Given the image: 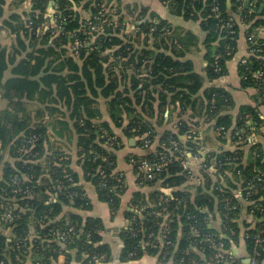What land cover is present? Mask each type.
I'll return each mask as SVG.
<instances>
[{
	"label": "trees",
	"instance_id": "16d2710c",
	"mask_svg": "<svg viewBox=\"0 0 264 264\" xmlns=\"http://www.w3.org/2000/svg\"><path fill=\"white\" fill-rule=\"evenodd\" d=\"M159 1L170 14L199 23L205 34L203 43L207 50L205 75L211 81L225 74L226 61L237 51L240 23L232 25L233 33H229L225 25L235 21L238 14L242 19L250 9L252 15H256L261 3H254L246 10L245 0ZM29 2L26 9L19 8L17 3L15 9L2 19V25L15 35L18 48L9 51L0 45V78L10 64H15L12 69L15 76L3 84L2 95L10 101L12 91L17 98L23 91L28 93V98L38 92L39 99L45 101L54 93L56 103L61 102L69 110L68 116L77 138L76 161L82 169V177L92 183L99 200L107 203L111 212H117L126 191L125 177L122 171L116 170L117 157L113 151L121 140L112 131L111 124L121 128L126 136H138V145L145 150L144 154H133L128 158L136 181L139 178L138 163L166 153L169 138L182 144L180 136L186 135L190 139L185 145H198L196 139L199 135L192 129L196 121L180 119L176 122V131H165L159 145L151 151L154 133L147 118L153 116L154 102L159 106L171 104L179 108L181 116L188 110L191 114H203L204 120H214L218 129L226 130L230 125L229 114L234 102L227 90L212 85L203 90L202 97H195L204 77L193 71L192 61L185 57L195 43L192 32L180 30L149 7L138 3L123 6L113 0ZM4 3L5 0H0V16L4 15ZM214 5L218 7L216 13L212 11ZM49 6L53 10L51 13ZM111 7L120 12L115 24H109L113 15L106 9ZM124 9L131 20L121 13ZM260 15H264V8ZM259 25L264 27V20L252 21L247 32L256 30ZM128 29L130 32L126 31ZM260 47L259 54L248 55L244 63L240 62L238 74L242 87L256 85L258 93L263 96L261 85L253 77L259 67H264V41ZM19 51L26 53L17 60ZM121 85L125 86L124 89L120 88ZM131 90L144 92L145 98L136 93L130 97ZM101 98L105 100L109 121L102 120ZM27 122L15 115H0V151L8 147L12 156L17 158L12 163H3L0 180V222L12 229L9 237L0 232V264H55L60 254L66 256V262L74 255L82 264H102L110 255L108 244L102 242L105 231L102 219L63 212L66 206L83 210L91 208L78 172L71 168V159L56 147L55 151L44 154L49 134L47 121L34 125ZM7 123L11 127L6 128ZM57 123L60 125L58 129L53 125L57 134L67 131L66 122ZM256 123L264 124L256 108L241 105L235 125L237 130L232 132L238 145L246 143L242 138L246 140ZM144 138L150 139V147H143ZM248 144L252 155L247 162L236 158L239 148L216 160L220 173H224L227 166L234 177L233 182H229V189L217 182L211 193L199 190L193 199L184 191L172 190L181 180L187 179L178 160L170 161L160 172H155L152 179H145L144 186L136 184L144 188L159 182L162 187L171 189V195L160 190L152 191L149 194L151 199L141 192L133 194L131 219L135 218V222L121 230L122 258L133 259L147 252L173 256L178 264H191L201 262L199 257L203 255L207 264H213L217 244L221 243L226 252L218 264H240L232 255L231 247L239 237L240 229L232 218L239 211L237 201L241 199L223 193L221 188L233 191L245 187L242 195L249 199L248 212L255 220L244 223V242L249 259L260 264L264 257V243H257L255 238L258 229L264 236V153L259 144ZM211 157H205L204 169L212 165ZM238 170L240 174H237ZM15 176L18 183H13ZM58 183L62 184L60 191ZM248 183L250 187H247ZM14 188L18 191H11ZM71 191H75L72 197L69 195ZM161 195L167 201L157 202ZM227 197H231L229 205L224 201ZM53 198L56 201H52ZM142 204L147 207L140 212L138 207ZM215 205L222 222L221 230H216L208 222ZM163 206L171 218L167 239L175 240L176 246L161 247L151 240L147 245L142 244V233H137L139 222L144 221L142 227L147 229L146 232L156 231V222L161 218L152 216L151 211ZM6 211L11 212V220L2 216ZM179 224L182 225V234L177 238ZM69 228L72 229L71 238L61 240L59 232ZM192 228L199 231L198 237L193 235ZM30 229L34 234H30Z\"/></svg>",
	"mask_w": 264,
	"mask_h": 264
},
{
	"label": "crops",
	"instance_id": "0c3cea01",
	"mask_svg": "<svg viewBox=\"0 0 264 264\" xmlns=\"http://www.w3.org/2000/svg\"><path fill=\"white\" fill-rule=\"evenodd\" d=\"M115 2H119V5L127 6L129 4L138 3L141 5H144L146 7H149L151 11L156 12L159 16H161L164 19H167L170 21L174 26L178 27L182 31H190L195 35V43L189 47L188 52L186 53L185 57L187 59H190L193 64V71L195 73H198L202 75L203 83L201 89L197 92L195 97H202L203 90L206 87L209 86H217L222 87L225 90H227L233 99L234 107L230 110V116H231V123L230 125L225 129H218L215 126V121H206L202 117V115L199 114H191V112L188 110L185 113H182V116L180 115L179 108H174L173 105L168 104L166 106H159L157 102H154V112L153 116H150L148 121L150 122L151 129L154 133V140L152 142V146L149 148L151 151H153L160 142L161 136L164 134L165 131H176V122L180 119H185L191 121H196V123L193 125V130H195L199 138L197 139L196 144H192L191 148L193 150V154H199L203 159L205 157L212 156L210 159V163L212 164L210 167L207 168L206 171H203L200 169L195 171L198 173H203L204 179H206L204 186H194L188 183L187 180H181L179 185L174 186L172 190H181L184 191L185 194H187L190 199H193L194 195L197 194L199 190L201 192L211 193V189L213 187V183L220 182L223 184V186L226 187V189L229 186V182H233V175L231 174L230 170L226 168L224 173H220L218 170V166L216 164V160H219V156L225 155L227 152L235 151V149L239 148L240 150L236 155H238L236 158L240 160L241 162L245 163L246 160L249 159V155H252L249 148L250 145L248 143H257L259 144V148L264 153V124L258 125L256 123V126L253 130H251L250 136L248 135L245 138H242L243 141H246L245 144H240L236 142V140L233 138L232 132L237 130L236 125V119L238 115V108L241 105L247 104L251 105L256 108L260 118L264 119V95L258 93L259 89L256 87V85L248 86V87H242L240 84V76L238 72V68L241 62V59H247L248 58V50L247 45L245 43V34L248 30V27L252 24V21L256 20H264V15H260L264 5L261 2L256 15L253 14V10L250 9L246 12V14L241 19L240 14L237 15V20L240 23V38L238 40V47L237 51L233 54V56L226 61V72L224 75L214 79L209 80L205 75V68L207 65V60L205 58L206 55V47L204 45V39L205 34L202 31L200 25L196 21L192 20H185L181 16H175L169 13L168 8L162 4L159 0H113ZM255 4L259 3V0H252ZM19 3V8H23L24 2L21 0H5V3L3 5L4 8V15L0 16V45L6 47L9 51L13 49H18L16 44L15 35L10 33L7 28H5L2 25V19L8 15L10 11L15 9V5ZM246 10L247 8L253 6L250 2L247 1V4H245ZM255 10V9H254ZM53 10L49 6V12L51 13ZM240 15V16H239ZM248 18V20H247ZM247 20V21H246ZM246 21V22H245ZM264 27L259 25L257 29L261 30ZM197 40V42H196ZM31 50V49H30ZM27 51V50H26ZM26 51H19L18 59H21L22 56L26 53ZM15 64H10L7 70L4 72V75L2 78H0V115L1 117L6 115H15L18 119L22 120L26 119L28 120L27 123L30 125L38 124L44 121L48 122V142L47 145H45V153L48 151L52 152L55 151L56 148L58 151L61 152V154H65L68 158L71 160V168L78 172L80 176V182L84 187L86 195L89 197L91 208L88 210L83 209H74L72 207H64L63 212H76L82 215V217L87 216H95L102 219L105 231L103 232V241L104 243L108 244L110 255L104 259L102 264H178L176 263L173 256H166V255H159L157 254H151L147 252H143L142 254L138 255L136 258L133 259H126L122 258V241L120 239L121 230L126 227L127 225H130V220L132 216V212H134V208L132 203L134 200L133 194L135 192H141L144 193L145 197L148 199L150 198V193L152 191L160 190L161 192L165 193L166 195H171V189L167 187H162V185L156 183L154 186H145L144 188H139L136 184V176L134 168L130 162L129 155H140L144 154L145 150L141 148V146L138 145V136H126L121 131V128H117L115 126H112V131L114 132L117 137L120 138L121 144L119 147L115 150H113L116 153L117 157V165L116 170L122 171L125 177L126 181V191L122 195L120 206L116 213L111 212L109 209L107 203L99 200L96 191L94 189V186L91 182L85 181L82 177V169L80 165L77 163V156H76V134L73 129V123L69 119V110L66 109L65 106L62 105V103L57 102L54 100V93L45 100L39 99L38 92H35L32 94V98H28V93L26 91H23L21 93L20 98H17L18 95H14V91L10 92L12 100H8L5 98L2 93V86L4 83H8V79L14 77L15 75L12 73V69ZM36 79V78H34ZM254 81V80H252ZM124 85H121L120 88L124 89ZM135 93L137 95L141 94V98H145L144 92L137 93L135 90H131L129 96L134 97ZM27 95V96H26ZM19 100V102H18ZM53 100V101H52ZM99 108L102 113V120L109 121V117L106 111V105L105 100L101 98L99 100ZM137 110H139V107H136ZM163 109V112L161 111ZM196 112H199L197 110ZM203 111L200 112V114ZM194 116V117H193ZM201 116V117H200ZM192 117V118H191ZM66 122L67 123V131H63L62 134H57L54 131L53 125H55V129H58L60 125H58L57 122ZM61 124V123H60ZM191 125V124H190ZM192 126V125H191ZM11 127V124L7 123L6 128ZM181 140H183L185 143L189 142V136L182 135L180 136ZM240 141V140H239ZM192 143V142H191ZM190 144V143H188ZM56 147V148H55ZM228 157V156H226ZM192 160L193 157H191ZM17 158L13 157L10 149L6 147V149L0 151V180L2 178V169H3V163L8 162L12 163ZM191 160V162H193ZM193 164V163H192ZM193 167V166H191ZM203 171V172H202ZM212 175V178L210 177ZM231 180V181H230ZM159 184V185H157ZM161 186V188H159ZM229 189V188H228ZM230 191V190H229ZM156 195V194H155ZM159 199H157V202H162V199L165 201V196L161 195L158 196ZM248 202L245 199H241L237 201V205L239 211H237L232 218L233 222H236L240 232L238 241L236 243H233L231 247V253L234 257L239 259L240 264H250L249 256L246 251V246L244 242V223H253L255 218L251 216L248 212ZM217 207L215 205L213 212L215 214L210 213V219H209V225L214 227L216 230H221V220L220 216L217 213ZM64 213V214H66ZM63 214V215H64ZM181 224L177 226V238L181 236ZM0 232H2L5 236L9 237L12 234V229L9 227L4 226L0 222ZM30 234H34L33 229H30ZM201 259V262H192L191 264H207V261L205 260L204 256L202 255L199 257ZM66 256L64 254H60L55 264H82L80 261L76 260V257L72 255L70 257V261L66 262ZM260 264H264V257L261 260Z\"/></svg>",
	"mask_w": 264,
	"mask_h": 264
},
{
	"label": "built area",
	"instance_id": "2783aa9c",
	"mask_svg": "<svg viewBox=\"0 0 264 264\" xmlns=\"http://www.w3.org/2000/svg\"><path fill=\"white\" fill-rule=\"evenodd\" d=\"M248 1L251 4H254V2L252 0H245V2ZM260 2L263 3L264 5V0H259ZM25 2V0H24ZM30 3V2H29ZM29 7V6H28ZM106 11H108V13H110L111 15H113L109 21L110 23H116L118 22L115 18V14L118 13V10L116 7H111L109 9H106ZM212 11L214 13H216L218 11V7L217 5H214L212 7ZM126 18L128 17L129 20H131L130 16L127 15V13H125ZM236 22L238 23V20L236 18V20H232L230 23H227L225 26L229 29V33H233L234 30L232 28V25L236 24ZM222 25H224V22L222 23ZM133 26V25H131ZM261 39H264V28L263 29H256V30H252L249 32H246L245 34V43L247 45V50H248V55H252V54H259L262 50V48L260 47L263 44V41ZM254 45V46H252ZM264 60V55L263 58ZM246 61V59H242L241 62L244 63ZM253 77L257 80V84L261 85V89L264 92V67H259V69L253 74ZM222 129V127L220 128ZM250 136V135H249ZM108 140L110 139L107 136ZM169 146L166 147V153H159V155L157 157H155V159L152 160H148V159H143L142 161H140V163H138L137 165V169L139 170V173H137L138 175V180L136 181L138 186H144V180L145 179H152L154 177V175L156 174L155 172H160L163 167L168 164L170 161L172 160H178L180 161L183 170H187V172H189L190 166H189V158L193 157L194 160L196 162H199L198 164V169L203 170L204 169V164L202 161V157L199 156V154H192L191 151L190 153L188 152V150L179 142V140L175 139V138H169ZM197 140V139H196ZM181 141V140H180ZM151 146V142L149 138H144L143 140V147L147 148ZM205 161V159H204ZM237 174H240V171H237ZM186 175L189 177V175H192V173H186ZM69 180H71V178H69ZM18 178L15 176L13 179V183H18ZM250 184H247V187ZM57 189L58 191H60L62 189V184L58 183L57 184ZM245 190L244 188L241 189H237V190H233V191H228L226 189L221 188V191L223 193H230L232 194V197L234 199H245L246 201H248L249 199L246 198L245 196L242 195V192ZM11 191H18V188H14ZM75 194V191H71L70 192V197H72V195ZM247 196L249 195V191L246 192ZM231 197H227L224 201L226 203V205H229L230 199ZM52 201H56V198H53ZM165 201H167V199H165ZM180 202V200H178ZM251 202V201H249ZM9 207V206H7ZM147 205L146 204H142L140 205L139 211L143 212L145 211ZM166 207L163 206L161 209H156L151 211L152 216L154 217H159L161 218L159 220V222L157 221V230L154 231H149L146 232L147 229H144L142 227V225H144V221L141 220L139 222V229L137 230V233L140 231V234L142 233V244L147 245L148 244V240L150 241H154L155 243L157 242L159 246L163 247H175L176 246V241L175 240H171V239H167L168 234L170 233V222H171V218H170V214L169 211H165ZM5 219L11 220L12 219V214L10 211H6L3 213L2 215ZM142 217V216H141ZM134 219L130 220V223L135 222ZM151 227V226H149ZM71 228L66 230H63L61 232H59L58 237L61 240H65V239H70V232H71ZM261 230L258 229V234L256 235L255 241L257 243H264V236L260 235ZM135 233V232H134ZM135 233V234H137ZM192 233L195 236H199L200 233L197 229L192 228ZM210 238V237H209ZM218 247H216V254L215 257L212 258V262L213 264L215 263H220L221 259H224V255L226 250L223 248V245L221 243L217 244ZM92 258H95V256H92ZM181 261H183V259L181 258ZM38 264V263H37ZM250 264H256L255 261H251L250 259Z\"/></svg>",
	"mask_w": 264,
	"mask_h": 264
},
{
	"label": "rangeland",
	"instance_id": "374dc122",
	"mask_svg": "<svg viewBox=\"0 0 264 264\" xmlns=\"http://www.w3.org/2000/svg\"><path fill=\"white\" fill-rule=\"evenodd\" d=\"M103 1H105V0H103ZM23 2H24V0H23ZM28 6H29V0H25V2H24V4H23V7H24V9H26V8H28ZM125 12H126V10L124 9V10H122V14H124L125 15ZM117 15H120V12H118V13H116L115 14V18H116V20H117ZM134 23H131L130 24V26L131 25H133ZM127 32H130V30L128 29V30H126ZM180 140H181V138H180ZM181 142H182V145H183V143H184V145L186 144L183 140H181ZM183 145V146H184ZM187 150H188V152L190 153V151H191V153L193 154V150H192V148H191V146L190 145H185L184 146ZM194 159V158H193ZM191 160H192V158H189V166H190V169H189V172H187V170H183V175L184 176H186L187 177V181H188V183L189 184H191V185H194V186H204L205 185V182H206V179H204V174L203 173H198V172H196L195 171V167H196V170H198V163L199 162H196L195 160H192L193 162H191ZM202 161H203V164L205 165V161H204V159H202ZM193 163V164H192ZM191 166H193V167H191ZM207 169L205 168L204 169V171H206ZM199 171H200V169H199ZM208 171V170H207ZM201 172V171H200ZM203 172V171H202ZM186 173H192V175H189V177L186 175ZM211 178H212V175L210 176ZM213 186H214V183H213ZM165 199H167V198H165ZM164 201V199H162V202Z\"/></svg>",
	"mask_w": 264,
	"mask_h": 264
},
{
	"label": "water",
	"instance_id": "95a60500",
	"mask_svg": "<svg viewBox=\"0 0 264 264\" xmlns=\"http://www.w3.org/2000/svg\"><path fill=\"white\" fill-rule=\"evenodd\" d=\"M245 4H247V1L245 2ZM248 261L250 262V259Z\"/></svg>",
	"mask_w": 264,
	"mask_h": 264
}]
</instances>
